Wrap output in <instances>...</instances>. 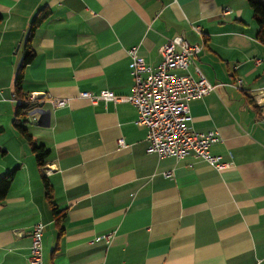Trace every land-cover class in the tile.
<instances>
[{
    "label": "crops",
    "instance_id": "obj_1",
    "mask_svg": "<svg viewBox=\"0 0 264 264\" xmlns=\"http://www.w3.org/2000/svg\"><path fill=\"white\" fill-rule=\"evenodd\" d=\"M0 14V176L15 170L0 200V264H32L37 222L43 264H264V61L256 63L264 43L249 0H0ZM38 14L21 91L68 104L41 101L35 109L50 110L49 120L28 113L32 127L22 126L47 152L57 213L33 145L13 124L15 80ZM177 34L203 46L190 72L220 84L190 100L187 122L219 134L210 149L230 162L225 169L193 153L147 152L134 104L81 96L131 95L129 48L156 66Z\"/></svg>",
    "mask_w": 264,
    "mask_h": 264
},
{
    "label": "built area",
    "instance_id": "obj_2",
    "mask_svg": "<svg viewBox=\"0 0 264 264\" xmlns=\"http://www.w3.org/2000/svg\"><path fill=\"white\" fill-rule=\"evenodd\" d=\"M202 48V45L191 44L183 35L177 34L161 46V61L154 66L140 56L138 46H133L128 50L134 77L131 95L121 96L111 90H101L98 94L83 92L81 96L93 103L129 101L134 104L138 110L136 123L147 128V152L156 153L161 158L179 159L193 153L217 169H225L230 162L222 161V157L213 155L210 149L213 143L220 140L219 134L213 130H194L187 122L190 117V100L202 98L220 85L209 82L197 68V77L190 72V65ZM263 61L261 58L256 59L257 64ZM174 70H182L183 73L177 74ZM241 82L238 80L239 85ZM262 96V91L254 94L257 100L263 99ZM13 100L16 106H27L28 113H32L41 101H47L55 108L68 104L67 98H56L46 92H32L25 98H19L13 93ZM123 143V139H120V144ZM44 228L42 222L32 227L29 255L32 264H43ZM103 237L108 240L111 234Z\"/></svg>",
    "mask_w": 264,
    "mask_h": 264
},
{
    "label": "trees",
    "instance_id": "obj_3",
    "mask_svg": "<svg viewBox=\"0 0 264 264\" xmlns=\"http://www.w3.org/2000/svg\"><path fill=\"white\" fill-rule=\"evenodd\" d=\"M250 6L253 8L255 19L258 23V34L257 37L260 41L264 43V0H249ZM40 14V13H39ZM37 15L34 20L32 21V27L29 33L28 41H27V51L24 55V58L22 60L21 65L18 68L17 77L15 80V92L17 97L19 98H25L28 97L29 94H24L21 91V84L23 80L24 71L26 69V66L32 61L35 53L32 50L31 47V38L34 34L35 27L42 21L43 16ZM3 22V16L0 14V26ZM16 117L13 121V124L17 129L21 132V134L33 145V152L36 156V161L38 166L41 168V170H45V156L47 154L46 150L44 149L43 145H36L34 143V136H32L27 128L22 126L23 122L27 121L28 116V108L27 106L23 105H17L16 106ZM4 131V128L2 125H0V134ZM42 175L43 185L45 187L46 197L49 201V203L52 205L53 212L57 213L56 206H54L53 202V194H52V187L49 183V180L46 177V174ZM15 176V170L9 171L5 173L4 175L0 176V200H3L13 183Z\"/></svg>",
    "mask_w": 264,
    "mask_h": 264
},
{
    "label": "water",
    "instance_id": "obj_4",
    "mask_svg": "<svg viewBox=\"0 0 264 264\" xmlns=\"http://www.w3.org/2000/svg\"><path fill=\"white\" fill-rule=\"evenodd\" d=\"M35 112L41 115V118L39 119V123H44L41 121H43L45 116H46L47 120H49V118H50V110H48V109L38 108V109H35V111H32V113H35Z\"/></svg>",
    "mask_w": 264,
    "mask_h": 264
},
{
    "label": "rangeland",
    "instance_id": "obj_5",
    "mask_svg": "<svg viewBox=\"0 0 264 264\" xmlns=\"http://www.w3.org/2000/svg\"><path fill=\"white\" fill-rule=\"evenodd\" d=\"M25 124H26L27 126L29 125L30 128L32 127V125L30 124V122H25Z\"/></svg>",
    "mask_w": 264,
    "mask_h": 264
}]
</instances>
